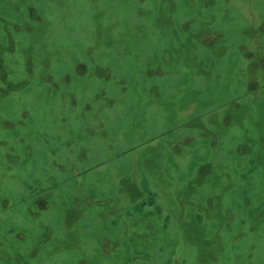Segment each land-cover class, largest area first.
<instances>
[{"label":"rangeland","instance_id":"374dc122","mask_svg":"<svg viewBox=\"0 0 264 264\" xmlns=\"http://www.w3.org/2000/svg\"><path fill=\"white\" fill-rule=\"evenodd\" d=\"M0 264H264V0H0Z\"/></svg>","mask_w":264,"mask_h":264}]
</instances>
